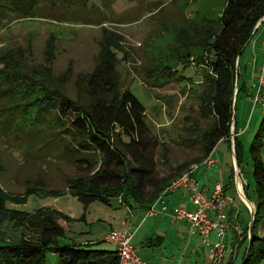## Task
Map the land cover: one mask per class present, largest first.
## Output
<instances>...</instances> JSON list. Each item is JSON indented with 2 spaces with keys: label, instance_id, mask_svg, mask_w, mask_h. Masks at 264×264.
Returning a JSON list of instances; mask_svg holds the SVG:
<instances>
[{
  "label": "rangeland",
  "instance_id": "obj_1",
  "mask_svg": "<svg viewBox=\"0 0 264 264\" xmlns=\"http://www.w3.org/2000/svg\"><path fill=\"white\" fill-rule=\"evenodd\" d=\"M26 1L0 0V52L14 50V56L21 63L17 69L28 73L20 83L1 88L0 187L8 198L26 197L22 202L8 199L6 207L28 213L41 207L58 209L72 218L61 243L97 242V248L113 249L102 238L109 222L118 228L121 216H125L126 208L116 198H110L109 203L95 201L84 211L82 203L69 193H48L65 190L67 180L79 171L73 162L75 157L64 152L60 145L58 131L63 126L56 111L47 116L40 114L36 100L43 89L34 85L35 80L43 81L40 84L47 89H59L84 106L94 94L104 93L102 89L89 87L88 76L102 59V51L114 47L117 41L114 53L119 60L114 63V73L118 89H129L144 105L150 130L148 139L156 141L150 150L155 160L154 173L166 175L184 160L200 154V144L196 141L207 125L199 114L205 69L193 63L176 64L170 59L167 64L172 65V70L176 69L177 74L180 72L187 79L172 81L160 88L152 87V82L159 81L157 70L153 74L147 71L160 69L155 64V53L160 44L165 46L167 38L162 40L165 33L168 35V31L177 27L189 30L188 35H192L191 28L201 27L210 15V7L221 0H33L35 5L31 9ZM185 3L188 5L183 7ZM251 38L237 58L238 72L253 73L264 58V25ZM195 49L194 53H199ZM16 51L21 54H15ZM246 79L248 83L251 80ZM254 93L255 90L248 95L240 89L232 110L237 126L243 127L244 154L239 175L253 209L256 191L249 146L264 114V107L253 103ZM110 95L105 93L107 99ZM39 125L44 128L37 130ZM262 143L264 162V135ZM212 153L214 165L198 169L195 176L200 183L206 184L205 179L211 184L224 183L225 191L234 199L224 211V241L229 243L231 252L221 264L232 256H236L237 264L244 246L238 249V244L243 228L250 224L251 214L236 189L231 147L226 141H219ZM29 190L33 192L27 194ZM1 229L9 233L11 224L4 221ZM258 233H264L263 225H259ZM197 247L199 255L194 256L193 264H215L207 259L208 247L203 244ZM56 261V256L46 252L47 264H56ZM259 264H264V259Z\"/></svg>",
  "mask_w": 264,
  "mask_h": 264
},
{
  "label": "trees",
  "instance_id": "obj_2",
  "mask_svg": "<svg viewBox=\"0 0 264 264\" xmlns=\"http://www.w3.org/2000/svg\"><path fill=\"white\" fill-rule=\"evenodd\" d=\"M25 4L31 9L35 1L28 0ZM210 9L204 24L191 28L192 35H188L189 30L177 27L168 31V35L165 33L162 40L166 37V44H160L155 53V64L160 69L155 67L147 71L153 74L157 70L159 81L152 82V87L160 88L172 81L187 79L180 72L177 74L176 69L172 70V65L167 64L170 59L175 60L176 64L193 63L205 69L201 80L203 89L199 94V114L207 125L198 139L194 137L200 144L199 156L184 160L168 177L157 180L155 160L150 153L156 141L148 139L150 130L145 120V107L129 89H118L114 73V63L119 60L114 53L118 46L116 41L114 47L102 51V59L88 76L89 87L102 89L104 93L94 94L84 106L59 89H47L40 84L43 81L35 80L37 83L34 85L43 89L36 100L40 114L47 116L56 111L59 124L63 126L58 131L61 134L60 145L64 152L75 157L73 162L79 171L77 176L67 180L65 190H50L49 194L69 193L82 203L84 211L91 203H109L110 198H120V204L128 205L132 199L150 205L193 162L200 163L208 156L220 140L226 141L230 147L233 145L239 168L243 161L244 145L240 138L242 132H237L232 110L234 99L245 83L239 84L237 58L250 41L255 25L264 16V0H221ZM194 48L199 53L195 54ZM15 54L21 53L16 51ZM17 65L21 63L14 56V50L0 52V100L4 85L20 83L28 75L17 69ZM109 92L111 95L107 99L105 93ZM41 128L44 127L39 125L37 130ZM263 135L264 114L249 146L256 200L253 202L251 230L247 225L243 228L238 244V249L244 246L237 264H259L264 259V233H258L259 225L264 227ZM148 188L154 190L151 195ZM31 192L29 190L27 194ZM243 192L249 200L244 186ZM7 196L0 187V264H47L46 252L56 256V264H118L115 248H97V242L61 243L60 239L72 220L69 215L51 207H41L32 213L9 209L6 207L8 199L22 202L26 197ZM4 221L11 224L9 233L1 229ZM235 258H228L225 264H235Z\"/></svg>",
  "mask_w": 264,
  "mask_h": 264
},
{
  "label": "crops",
  "instance_id": "obj_3",
  "mask_svg": "<svg viewBox=\"0 0 264 264\" xmlns=\"http://www.w3.org/2000/svg\"><path fill=\"white\" fill-rule=\"evenodd\" d=\"M261 25H264V20L261 22L258 28ZM262 43L264 44V38L262 40ZM260 64L258 65V70L257 69L254 70L253 73L252 72L241 73V71L239 72V81L242 78V80L245 83L243 90L246 91L248 95H251L250 93L253 92L255 89L254 86L256 83L257 76L259 74ZM246 78L251 79L249 83L245 82L247 80ZM249 87H250V91L248 93ZM236 127L238 133L243 132V127L237 126V121H236ZM242 134L243 133L240 134V138ZM194 158L187 159L186 161L192 160ZM200 163H196V164L199 165ZM192 165L194 164H191L190 166ZM233 166H231L230 173L231 170H233ZM200 168H208V167L199 165L193 171L192 176L195 178L197 184L207 194H210L217 184H220L222 186L225 185L224 183L219 181H216L213 184H211L210 182L207 181L208 179H205L206 184L200 183V181L195 176V173ZM173 169H171L170 172L166 175L165 174H160L159 176L156 175L157 180H161L168 177L170 174H172ZM221 175L222 177H224L223 173ZM230 180L231 181L233 180L231 176H230ZM239 185L240 184L238 183V186ZM150 189L151 190L149 194L151 195L154 192V190L153 188ZM225 190L226 189L224 187V191ZM162 191L157 196V198L161 197L157 202V208H160L162 205H165L167 207L166 211H170L173 207L176 206H182L188 210H192L194 208L193 204L189 199V191L186 188L180 187L175 191H168L164 194H161ZM156 199H154V201ZM152 203L153 201L150 204ZM120 205L126 208L125 216L120 215L121 216L120 227L117 228L116 225V228H114L115 224L109 222L108 227L105 228V231L103 232L102 239H104L108 231H111L113 229L116 230L130 229V231L133 232L132 243L133 245L138 247L139 249L138 254L145 261V264H193L194 256L199 255V250L197 246L202 245V243H201L200 235L190 230V224L188 222L184 220L175 219L169 216V213H165V212H159L151 216H146V211L150 206L148 205L147 202L141 203L130 199L128 205L127 204H120ZM88 207L86 208V210L88 209ZM237 215H239V213H237ZM237 231L239 232V229H237ZM210 238L212 242H216L219 239L218 234L214 231L210 233ZM233 239L234 238L232 237L231 241ZM89 243H93V242H89ZM207 259H210L208 255H207Z\"/></svg>",
  "mask_w": 264,
  "mask_h": 264
},
{
  "label": "built area",
  "instance_id": "obj_4",
  "mask_svg": "<svg viewBox=\"0 0 264 264\" xmlns=\"http://www.w3.org/2000/svg\"><path fill=\"white\" fill-rule=\"evenodd\" d=\"M254 88L255 93L252 95L253 103H260L264 107V58L260 64ZM231 142H233V135H231ZM212 152L199 165L208 168L212 167L216 161L212 158ZM199 165L194 164L190 166L189 169L176 177L161 193L175 191L180 187L186 188L189 191V199L194 206L192 210L176 206L170 211H166L167 207L165 205L157 208V202L160 197L150 204L146 211V216L165 212L175 219L188 222L190 230L198 233L201 237V243L208 247L210 260L215 264H221L223 258L231 252L229 243L226 244L224 241L226 237V225L224 223L226 215L224 211L229 204L234 202V199L224 191L223 186L220 184H217L212 192L207 194L192 176L193 171ZM118 201L121 202V199L118 198ZM213 231L219 237L216 242L210 240V233ZM132 237L133 232L130 229L111 230L106 234L104 240L115 248L118 264H145V261L138 254V247L132 243Z\"/></svg>",
  "mask_w": 264,
  "mask_h": 264
},
{
  "label": "water",
  "instance_id": "obj_5",
  "mask_svg": "<svg viewBox=\"0 0 264 264\" xmlns=\"http://www.w3.org/2000/svg\"><path fill=\"white\" fill-rule=\"evenodd\" d=\"M263 20H264V16L255 25V27H254V29L252 31L251 37L253 36L254 32L257 30L258 26L261 24V22ZM233 118H234V113H233ZM231 135H233V126L231 127ZM231 151H232L233 164H234V180H235L236 189H237V192L239 193L242 201L249 208V211H250V214H251V221H250V224H249V231H250L251 227H252V223H253V218H254V209L252 207V203L245 197L242 186L241 187L238 186V183L240 181V175H239V168H238V166L236 164V161H235V153H234L233 145L231 146Z\"/></svg>",
  "mask_w": 264,
  "mask_h": 264
},
{
  "label": "bare ground",
  "instance_id": "obj_6",
  "mask_svg": "<svg viewBox=\"0 0 264 264\" xmlns=\"http://www.w3.org/2000/svg\"><path fill=\"white\" fill-rule=\"evenodd\" d=\"M239 184H240V181H239ZM241 187V185H239ZM251 205V204H250Z\"/></svg>",
  "mask_w": 264,
  "mask_h": 264
}]
</instances>
